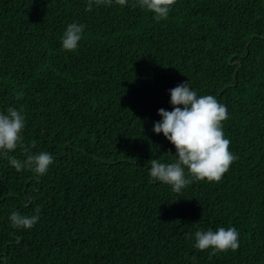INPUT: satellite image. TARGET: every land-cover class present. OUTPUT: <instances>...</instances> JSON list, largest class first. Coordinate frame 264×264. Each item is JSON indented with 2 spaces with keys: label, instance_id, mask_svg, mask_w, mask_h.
Wrapping results in <instances>:
<instances>
[{
  "label": "trees",
  "instance_id": "trees-1",
  "mask_svg": "<svg viewBox=\"0 0 264 264\" xmlns=\"http://www.w3.org/2000/svg\"><path fill=\"white\" fill-rule=\"evenodd\" d=\"M87 3L0 0V114L22 111L30 149L10 155L53 158L37 176L0 154V264H264V0H176L160 21L137 0ZM186 82L227 108L236 159L177 193L149 172L177 159L153 129ZM13 212L39 219L14 228ZM220 227L238 231L235 252L195 248Z\"/></svg>",
  "mask_w": 264,
  "mask_h": 264
},
{
  "label": "clouds",
  "instance_id": "clouds-1",
  "mask_svg": "<svg viewBox=\"0 0 264 264\" xmlns=\"http://www.w3.org/2000/svg\"><path fill=\"white\" fill-rule=\"evenodd\" d=\"M127 2L115 0L120 6ZM112 3L113 0H88L86 10L92 11L94 5L109 6ZM175 3L176 0H137L138 6L153 13L157 21L166 19ZM83 30V25H68L62 37V48L76 50ZM170 96L174 108L172 111L158 110L162 120L154 124L153 130L157 134L163 133L175 146L177 159L169 164L152 159L150 176L155 181L171 185L177 193L193 181L219 182L236 159L229 151L230 141L225 138L222 128V122L228 118L227 108L212 95L198 97L197 92L189 88L188 82L171 89ZM24 127L22 111L9 107L6 114H0V154L17 171L30 169L35 175L41 176L52 164L51 154H28L23 163L10 155L18 145L23 147L25 153H29L30 149L21 144ZM31 147H35L34 142ZM185 169L191 179L186 178ZM38 219V215L27 216L17 212L10 215L14 228L31 229ZM238 237V231L232 227H220L216 231L209 229L206 232L198 230L195 232V248L201 251L211 249L213 255L228 250L235 252L240 247Z\"/></svg>",
  "mask_w": 264,
  "mask_h": 264
}]
</instances>
